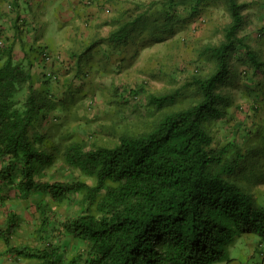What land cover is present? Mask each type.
I'll list each match as a JSON object with an SVG mask.
<instances>
[{"label":"trees","instance_id":"trees-1","mask_svg":"<svg viewBox=\"0 0 264 264\" xmlns=\"http://www.w3.org/2000/svg\"><path fill=\"white\" fill-rule=\"evenodd\" d=\"M217 4L225 7L230 20L222 39L204 49L212 71L187 83L195 97L190 105L163 114L144 132L121 134L112 146L85 147L76 139L59 153L67 166L92 184L39 178L40 169L52 165L57 156L51 135L40 131L57 109L50 90L51 78L57 77L44 73L39 85L31 65L15 60L11 48L0 49V202L8 199L5 188L15 181L21 195L36 193L55 204L80 196L78 214L67 219L63 229L85 248L64 264H215L223 260L236 234L264 238V208L234 181L241 153L233 141L214 146L209 129L230 107L219 89L227 80L231 57L241 51L243 62L248 61L255 74L263 68L246 38L239 36L245 23L243 10L250 3L154 0L134 18L124 11L107 41L119 43L150 29V41L159 42ZM21 90L25 99L14 100ZM179 96L178 91L150 93L147 104L161 109ZM6 216L0 241L9 246L19 223L13 211ZM47 225L42 219V231ZM42 242L43 247L12 249L18 258L36 264H63L60 247Z\"/></svg>","mask_w":264,"mask_h":264},{"label":"rangeland","instance_id":"rangeland-1","mask_svg":"<svg viewBox=\"0 0 264 264\" xmlns=\"http://www.w3.org/2000/svg\"><path fill=\"white\" fill-rule=\"evenodd\" d=\"M152 1L138 0L126 11L134 18ZM239 2L250 3L249 8L243 10L245 23L239 33L247 37L248 42V32L258 29L256 20L264 12V0ZM10 6L15 8L16 5L10 3ZM229 20V13L222 4L209 5L183 27H177L173 36L159 42L150 41L149 29L126 41L83 48L74 66L50 68L49 72L57 77L50 85L57 109L42 122L40 131L51 135L49 140L56 147L57 156L52 165L40 169L39 178L49 181L79 179L92 184L93 180L63 162L59 153L67 144L78 139L85 147L93 143L112 146L121 134L144 132L163 114L190 105L195 97L187 83L194 76H205L212 71V63L203 55L204 49L222 39V29ZM258 76L261 75L253 72L248 61L243 62L241 51L231 57L227 80L219 89L229 99L230 107L227 115L209 129L214 146L229 141L236 144L242 157L234 172V181L264 208V106L261 98L264 80ZM175 91L180 96L174 104L161 109L147 104L150 93L164 95ZM13 99L24 100L25 91L17 92ZM16 182L6 186L8 199L0 202V226L5 228L9 211L17 215L19 223L9 246L0 241V264H36L37 261L18 258L12 248L43 247L45 242L42 241L60 247L63 264L83 252L84 244L63 229V223L78 214L80 196L55 204L36 193L21 195L15 187ZM44 218L48 223L45 232L42 231ZM262 254L264 238L254 233H238L227 246L223 260L215 264H264Z\"/></svg>","mask_w":264,"mask_h":264},{"label":"crops","instance_id":"crops-1","mask_svg":"<svg viewBox=\"0 0 264 264\" xmlns=\"http://www.w3.org/2000/svg\"><path fill=\"white\" fill-rule=\"evenodd\" d=\"M137 1L0 0V49L11 48L15 60L31 65V74L41 85L43 78L39 76L45 73L50 77V68L74 66L83 48L108 45L109 33L120 24L116 20ZM10 3L16 5L15 8ZM256 24L257 31L248 32L247 44L263 63L258 79L264 80V12L258 15ZM43 52L50 55V60L41 58ZM261 98L264 106V96ZM262 256L264 260V254Z\"/></svg>","mask_w":264,"mask_h":264},{"label":"built area","instance_id":"built-area-1","mask_svg":"<svg viewBox=\"0 0 264 264\" xmlns=\"http://www.w3.org/2000/svg\"><path fill=\"white\" fill-rule=\"evenodd\" d=\"M43 59L44 60H50V55L48 53L43 54Z\"/></svg>","mask_w":264,"mask_h":264}]
</instances>
